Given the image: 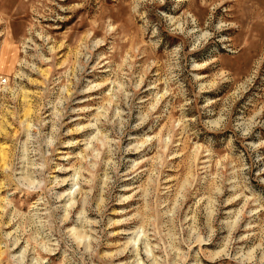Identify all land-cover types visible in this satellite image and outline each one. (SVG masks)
Wrapping results in <instances>:
<instances>
[{
    "label": "rangeland",
    "instance_id": "1",
    "mask_svg": "<svg viewBox=\"0 0 264 264\" xmlns=\"http://www.w3.org/2000/svg\"><path fill=\"white\" fill-rule=\"evenodd\" d=\"M0 264H264V0H0Z\"/></svg>",
    "mask_w": 264,
    "mask_h": 264
},
{
    "label": "built area",
    "instance_id": "2",
    "mask_svg": "<svg viewBox=\"0 0 264 264\" xmlns=\"http://www.w3.org/2000/svg\"><path fill=\"white\" fill-rule=\"evenodd\" d=\"M6 81L5 77H0V82L4 83Z\"/></svg>",
    "mask_w": 264,
    "mask_h": 264
}]
</instances>
